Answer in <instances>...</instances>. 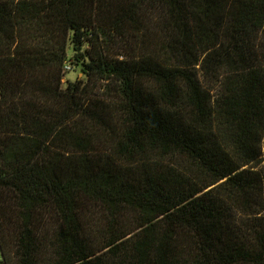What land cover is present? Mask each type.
Instances as JSON below:
<instances>
[{
	"label": "trees",
	"instance_id": "16d2710c",
	"mask_svg": "<svg viewBox=\"0 0 264 264\" xmlns=\"http://www.w3.org/2000/svg\"><path fill=\"white\" fill-rule=\"evenodd\" d=\"M0 85L5 264H264V0H0Z\"/></svg>",
	"mask_w": 264,
	"mask_h": 264
},
{
	"label": "rangeland",
	"instance_id": "374dc122",
	"mask_svg": "<svg viewBox=\"0 0 264 264\" xmlns=\"http://www.w3.org/2000/svg\"><path fill=\"white\" fill-rule=\"evenodd\" d=\"M68 65H70V64H68ZM77 71L74 69V68H72L71 67V65H70V68H67V72H66V74H65V76H64V86H66L67 85V83L69 82V81H73V80H75L76 79V77H77ZM206 84V83H205ZM207 85V84H206ZM208 86V85H207ZM213 94H214V97L216 96V94H217V92H216V89H213ZM263 157H264V153H263Z\"/></svg>",
	"mask_w": 264,
	"mask_h": 264
},
{
	"label": "built area",
	"instance_id": "2783aa9c",
	"mask_svg": "<svg viewBox=\"0 0 264 264\" xmlns=\"http://www.w3.org/2000/svg\"><path fill=\"white\" fill-rule=\"evenodd\" d=\"M66 68H70V65H67ZM3 89L0 85V100L2 99ZM0 264H5L4 257L2 254L1 244H0Z\"/></svg>",
	"mask_w": 264,
	"mask_h": 264
}]
</instances>
